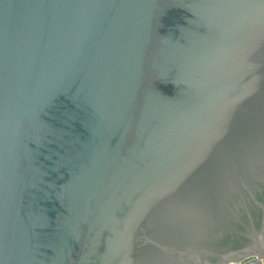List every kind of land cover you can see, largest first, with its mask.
<instances>
[{"label":"water","instance_id":"1","mask_svg":"<svg viewBox=\"0 0 264 264\" xmlns=\"http://www.w3.org/2000/svg\"><path fill=\"white\" fill-rule=\"evenodd\" d=\"M264 0H0V264H262Z\"/></svg>","mask_w":264,"mask_h":264},{"label":"built area","instance_id":"2","mask_svg":"<svg viewBox=\"0 0 264 264\" xmlns=\"http://www.w3.org/2000/svg\"><path fill=\"white\" fill-rule=\"evenodd\" d=\"M262 264H264V262H262Z\"/></svg>","mask_w":264,"mask_h":264}]
</instances>
